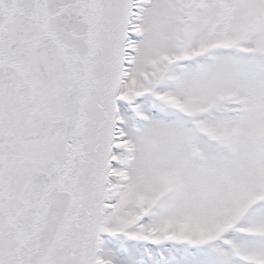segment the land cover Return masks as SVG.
Here are the masks:
<instances>
[{"label":"snow or ice","instance_id":"6c2138e0","mask_svg":"<svg viewBox=\"0 0 264 264\" xmlns=\"http://www.w3.org/2000/svg\"><path fill=\"white\" fill-rule=\"evenodd\" d=\"M0 264H264V0H0Z\"/></svg>","mask_w":264,"mask_h":264}]
</instances>
